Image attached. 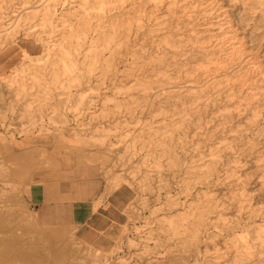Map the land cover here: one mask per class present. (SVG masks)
<instances>
[{
    "label": "rangeland",
    "instance_id": "rangeland-1",
    "mask_svg": "<svg viewBox=\"0 0 264 264\" xmlns=\"http://www.w3.org/2000/svg\"><path fill=\"white\" fill-rule=\"evenodd\" d=\"M50 168L127 188L112 251L38 220ZM8 210L61 264H264V0H0Z\"/></svg>",
    "mask_w": 264,
    "mask_h": 264
},
{
    "label": "crops",
    "instance_id": "crops-1",
    "mask_svg": "<svg viewBox=\"0 0 264 264\" xmlns=\"http://www.w3.org/2000/svg\"><path fill=\"white\" fill-rule=\"evenodd\" d=\"M103 190L100 180L89 176L72 179L67 171L50 168L30 189L29 204L40 211L38 220L74 230L85 246L110 252L119 237V219L125 214L114 209L116 195L103 196Z\"/></svg>",
    "mask_w": 264,
    "mask_h": 264
},
{
    "label": "bare ground",
    "instance_id": "bare-ground-1",
    "mask_svg": "<svg viewBox=\"0 0 264 264\" xmlns=\"http://www.w3.org/2000/svg\"><path fill=\"white\" fill-rule=\"evenodd\" d=\"M156 1L159 2L160 0ZM84 29V24H79V27L74 28L72 31H70L68 38L69 42L73 41V38L77 35L78 31ZM208 172H211V170H209ZM121 192L123 194H121ZM131 199L132 198H130V195H128L127 188L121 187L114 201V209L117 212L121 213V209L126 206L127 201L129 202ZM0 221L2 225L0 227V264L2 263V258L6 263L14 261L15 259H20V261L24 262L25 264L62 263L60 260L62 258L61 256H55L51 260H49L50 258L42 259V257H40V255L44 251H57L60 255H62V253L64 252L57 250L66 248L65 242L63 238H61V236L47 232L34 233L30 226L24 224V222L29 223V220L27 218L25 219L24 216H21L20 214H17L13 211L11 212L9 210L7 211V213L0 211ZM11 224L12 226H9ZM14 224L16 226L19 225L18 229L15 228L16 226H14ZM198 224H201V221H199ZM2 227L3 229L1 231ZM17 230L20 231V233L16 232ZM8 231L9 234H7V236L6 233H8ZM258 240H260L264 244L263 235H259Z\"/></svg>",
    "mask_w": 264,
    "mask_h": 264
}]
</instances>
